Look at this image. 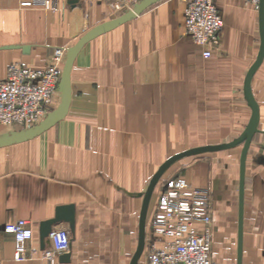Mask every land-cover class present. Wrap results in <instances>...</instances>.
I'll list each match as a JSON object with an SVG mask.
<instances>
[{"label":"crops","instance_id":"obj_1","mask_svg":"<svg viewBox=\"0 0 264 264\" xmlns=\"http://www.w3.org/2000/svg\"><path fill=\"white\" fill-rule=\"evenodd\" d=\"M71 1L46 8L37 0H0V79L15 60L44 69L54 49L121 14L116 0ZM214 1L222 28L207 58L184 34L182 0L157 2L82 46L65 117L31 140L0 147V264H49L38 227L65 205L74 207L73 223L58 225L70 232V257L55 264H131L144 194L159 167L188 149L240 137L252 115L244 82L260 51V12L249 0ZM249 86L258 121L241 206L243 143L182 157L160 176L208 195L212 264H237L240 219V264H264V54ZM59 100L57 93L53 108ZM17 219L34 231L25 261L14 260V237L3 231Z\"/></svg>","mask_w":264,"mask_h":264},{"label":"built area","instance_id":"obj_2","mask_svg":"<svg viewBox=\"0 0 264 264\" xmlns=\"http://www.w3.org/2000/svg\"><path fill=\"white\" fill-rule=\"evenodd\" d=\"M141 0H116L117 11L131 9ZM184 34L209 57L217 44L222 18L214 0H182ZM257 7L259 0H249ZM48 8L52 0H37ZM28 5L29 3H22ZM65 46L54 49L44 69H33L26 61H12L5 77L0 79V126L30 127L53 109L65 59ZM148 233L143 259L139 264H212L211 205L208 195L191 187L179 177L166 179L158 190L148 215ZM3 231L14 237L16 261L32 258L28 241L34 231L26 219L3 225ZM43 257L55 264L59 255L70 249L67 227L53 226L48 234Z\"/></svg>","mask_w":264,"mask_h":264},{"label":"water","instance_id":"obj_3","mask_svg":"<svg viewBox=\"0 0 264 264\" xmlns=\"http://www.w3.org/2000/svg\"><path fill=\"white\" fill-rule=\"evenodd\" d=\"M75 1L77 0H72L71 2L74 4ZM160 1L162 0H141L135 3L131 9L124 10L117 17H114L107 21H103L91 27L73 45L67 47L65 51V59L62 65L60 79L57 84V91L60 95V100H59L58 105L55 108L51 109L45 115V117L41 121H39L37 124L32 125L30 127L22 128L19 130H9V131H6L4 134L0 135V147L31 140L39 136L40 134H42L49 128H51L61 119H63L68 112L69 104L71 100V85H70L71 67H72L73 61L77 53L82 48V46L86 44L87 42H89L90 40L96 38L97 36L103 33H106L114 29L115 27L137 17L145 9H147L151 5L157 2H160ZM258 8L260 12L261 46H260L259 54L255 62L253 63L249 71L247 72V75L245 77V82H244V94L252 109V115H251L250 121L248 125L246 126V128L244 129V131L242 132V134L240 135V137L237 138L236 140L230 143H225L221 145H208V146L195 147V148L188 149L186 151H183L177 155H174L168 158L159 167L157 172L152 177L145 191V194H144L141 211H140V218H139L138 244H137L136 251L133 255L131 264L137 263V260L143 250V246L145 243L146 214H147V208H148L149 200L151 197V193L154 189L155 184L157 183L158 179L163 173V171L174 161L182 157H185V156L220 150L223 148L232 147L239 143H243V148H242L241 156H240V206L242 204V187H243L245 157H246L247 149L249 147L251 138L256 131V126H257V121H258L257 105L253 99L249 85H250L251 77L255 69L259 65L262 59V56L264 54V25H263L264 0H259ZM21 48L23 49V51H25L28 49V46H22ZM73 220H74V207L72 205L58 206L55 210V214L53 218L42 221L39 224L38 237H39L40 247L44 248L45 244L48 243L47 237L53 226H56L62 222L73 223ZM240 240H241V219L239 221V246H238L237 264H240V257H241ZM69 257H70L69 253H63L58 256V259L61 262H67L69 261Z\"/></svg>","mask_w":264,"mask_h":264},{"label":"rangeland","instance_id":"obj_4","mask_svg":"<svg viewBox=\"0 0 264 264\" xmlns=\"http://www.w3.org/2000/svg\"><path fill=\"white\" fill-rule=\"evenodd\" d=\"M122 12H123V10L120 11V13H122ZM9 130H19V128L18 127H4L3 129H1V131H2L1 133L4 134L6 131H9ZM192 157L195 158L196 156H191L190 158H192ZM168 176H170V175H168ZM168 176H165V177H168ZM163 178H160V180H159L160 182L157 183V186H156V189H155V195L157 194L158 190L161 188L162 183L166 180V178L165 179H163ZM154 200H155V198H154ZM151 208H152V205H151ZM151 208H150V210H151ZM147 227H148V225L146 223V225H145V233H146Z\"/></svg>","mask_w":264,"mask_h":264}]
</instances>
